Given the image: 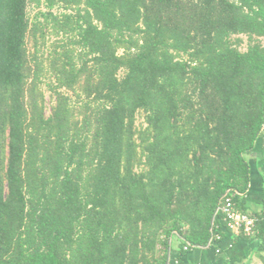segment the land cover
<instances>
[{
	"label": "trees",
	"instance_id": "1",
	"mask_svg": "<svg viewBox=\"0 0 264 264\" xmlns=\"http://www.w3.org/2000/svg\"><path fill=\"white\" fill-rule=\"evenodd\" d=\"M29 2L0 0V264H168L174 239L179 255L206 246L223 195L245 210L264 0H64L78 18L55 29L73 47L44 60L28 51ZM48 73L55 93L98 104L81 125L65 93L45 115Z\"/></svg>",
	"mask_w": 264,
	"mask_h": 264
},
{
	"label": "rangeland",
	"instance_id": "2",
	"mask_svg": "<svg viewBox=\"0 0 264 264\" xmlns=\"http://www.w3.org/2000/svg\"><path fill=\"white\" fill-rule=\"evenodd\" d=\"M31 1V0H30ZM40 4L37 5L36 2H29L28 6V15L30 19V28H29V36H28V51L29 53L36 52L37 55L41 59H45L48 54L53 51L52 49L55 47L56 44L62 43L63 45H66L67 47H73L71 44H69V37L72 35V31L68 29L67 34L64 36L62 35V32L59 31L57 33L55 26H58L54 20L56 18L57 20L63 21L65 18V15H69V17L72 19L73 24H76L75 20L77 17V10L76 8H67L66 3L64 0H39ZM52 3V5H50ZM51 12L52 16L45 17L46 12ZM84 12V11H83ZM59 27V26H58ZM64 39V40H63ZM63 41V42H62ZM247 38L244 37V43L242 45L243 48L246 47ZM262 44H264V38H261ZM67 43L69 45H67ZM58 48V47H57ZM52 54V53H51ZM78 54V51L74 52V56ZM38 90L43 94V102L44 105V112L46 116L52 115L53 108L57 103V97L58 92L65 93L69 98V105H68V112L67 117L69 119V122H76L78 125H81L83 122L85 113H89V115H92L96 107H98V104L94 102L92 99H90L87 96V93L83 90V88H77V91L72 90L71 88L66 87H59L57 93L54 92V89L52 88L53 84L55 83V77H53L50 73H48L46 76H42ZM77 87V85L75 86ZM86 101L88 102L86 106ZM135 126L137 128V131L140 132V134H148L149 139L151 140V129L148 126L147 123V116L146 112L141 110L137 113ZM139 141V140H138ZM259 140L255 149L258 151L260 145ZM251 153L247 154V160L249 162H252L251 159H259V155L257 153ZM138 158L141 157L140 164L144 165L136 167V170L141 171L142 169H146L145 166V157L141 150H137ZM254 163V162H253ZM259 165V164H258ZM260 169V168H259ZM254 167L251 169V178H254ZM172 247L176 245V240H173ZM162 255V251L160 249H155L154 253H148V257L150 260L153 261V258L159 257ZM172 255L168 258V263L170 264L172 261Z\"/></svg>",
	"mask_w": 264,
	"mask_h": 264
},
{
	"label": "crops",
	"instance_id": "3",
	"mask_svg": "<svg viewBox=\"0 0 264 264\" xmlns=\"http://www.w3.org/2000/svg\"><path fill=\"white\" fill-rule=\"evenodd\" d=\"M255 153L259 159L254 158L249 162L250 175L254 167L255 176L250 177L249 188L244 195L245 210L249 212H257L264 207V163L260 147ZM170 254V264H264V237L261 233L257 237L248 238L224 232L221 240L191 248L181 255L176 242Z\"/></svg>",
	"mask_w": 264,
	"mask_h": 264
},
{
	"label": "built area",
	"instance_id": "4",
	"mask_svg": "<svg viewBox=\"0 0 264 264\" xmlns=\"http://www.w3.org/2000/svg\"><path fill=\"white\" fill-rule=\"evenodd\" d=\"M259 143L264 163V116L259 131ZM219 223L213 229V235L208 242H215L223 238L224 232H231L248 238L257 237L261 232L264 237V207L257 212L242 210L235 200V195L225 194L217 207Z\"/></svg>",
	"mask_w": 264,
	"mask_h": 264
},
{
	"label": "water",
	"instance_id": "5",
	"mask_svg": "<svg viewBox=\"0 0 264 264\" xmlns=\"http://www.w3.org/2000/svg\"><path fill=\"white\" fill-rule=\"evenodd\" d=\"M260 145V144H259Z\"/></svg>",
	"mask_w": 264,
	"mask_h": 264
}]
</instances>
